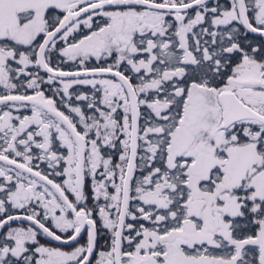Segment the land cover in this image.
<instances>
[{
  "label": "snow or ice",
  "instance_id": "obj_1",
  "mask_svg": "<svg viewBox=\"0 0 264 264\" xmlns=\"http://www.w3.org/2000/svg\"><path fill=\"white\" fill-rule=\"evenodd\" d=\"M0 264H264V0H0Z\"/></svg>",
  "mask_w": 264,
  "mask_h": 264
}]
</instances>
